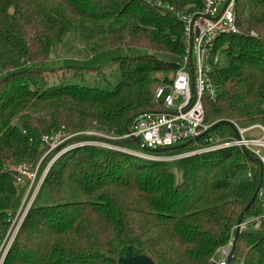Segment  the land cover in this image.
Masks as SVG:
<instances>
[{"label":"trees","instance_id":"obj_1","mask_svg":"<svg viewBox=\"0 0 264 264\" xmlns=\"http://www.w3.org/2000/svg\"><path fill=\"white\" fill-rule=\"evenodd\" d=\"M203 2L0 0V244L29 198L28 174L36 171L39 182L54 154L69 148L46 172L2 264H120L111 256L128 248L155 264H212L241 216L264 215V197L253 200L264 190L254 152L230 146L185 155L209 137L215 144L237 138L230 123L264 126V0H237L240 33L217 41L227 61L214 75L217 98L203 100L206 133L163 152L124 138L135 116L160 108L158 83L173 78L186 53L183 23L169 7L193 14ZM102 29L111 47L144 51L113 59L120 72L113 89L64 76L57 83L51 70L34 66L70 32L91 38ZM56 134L68 139L49 152L43 137ZM92 142L182 156L147 160ZM229 264H264V222L240 232Z\"/></svg>","mask_w":264,"mask_h":264},{"label":"built area","instance_id":"obj_2","mask_svg":"<svg viewBox=\"0 0 264 264\" xmlns=\"http://www.w3.org/2000/svg\"><path fill=\"white\" fill-rule=\"evenodd\" d=\"M236 2L237 0H204L202 8L193 14H186L174 7H169V10L183 23L186 53L173 78L169 82L161 83L155 90V102L160 105L161 109L146 111L135 116L128 125L125 134L127 138L140 140L147 150L153 151L186 143L211 128L212 125L205 122L206 111L203 100L205 97L214 100L218 95L214 75L222 66V49L225 47H217V41L224 35L240 33L237 26ZM251 35L257 36L254 32H251ZM235 126L240 138L215 144L209 137L206 140L208 144L193 153L236 146L254 152L264 164L261 150L264 149V136L247 137L251 130L261 128L264 131V126L261 124L248 127H240L238 124ZM67 139L68 137L62 134L43 137L44 142L49 146V152ZM47 171L46 169L41 181L37 184L34 195L29 200L21 216L19 227ZM28 178L33 183L36 171L28 174ZM258 196L264 197L262 188ZM263 222L264 215L247 218L238 227L240 232L250 226L260 229ZM232 243L233 237L219 250L220 254L222 252V259L219 262L229 254Z\"/></svg>","mask_w":264,"mask_h":264},{"label":"rangeland","instance_id":"obj_3","mask_svg":"<svg viewBox=\"0 0 264 264\" xmlns=\"http://www.w3.org/2000/svg\"><path fill=\"white\" fill-rule=\"evenodd\" d=\"M88 37L89 34L85 36L84 34H82L77 30L70 32L69 34L66 35L61 45H59L56 52L50 57V59L46 63H44L43 65L34 64V66L35 67L42 66L47 70H51L48 73L49 74L48 77L50 78V80L56 81L57 83L63 80L62 78L59 81V79L62 76H64L65 77L64 80L66 83L95 87L100 90H111L120 80L119 67L117 62L113 59L120 55H133L144 52L143 50L131 46H126L119 50L111 47L108 40L106 29L97 30L92 34L91 38ZM226 61H227L226 58L222 54L221 64L223 66L226 65ZM157 77L159 78V82L164 79L163 78L164 76L162 74H158ZM155 108L159 109L157 106H155ZM239 126L248 127V126H242L240 124ZM93 132H95V130H93ZM97 133L102 135V133L100 132ZM97 133L93 135H98ZM262 136H264V131L261 128L251 130L247 135V137H251V138H259ZM124 138L127 137L124 136ZM220 141L221 138L218 139L217 137V142L219 143ZM81 144L84 143L82 142L76 143V145H81ZM92 144L104 148H111V147L117 148L121 151H125L127 153L139 156L142 159L144 158L147 160H162V159L173 160L176 157L177 158L181 157V155L169 156V157L160 156V155H151L148 152L135 150L129 147H120V146L115 147L114 145H110L104 142H92ZM200 147L201 146H198L196 149L192 148L191 150H187L188 152L185 155L201 149ZM67 149L69 148H66V150ZM66 150H63L61 152L64 153ZM261 150H262V155L264 156V149ZM61 152L54 154L53 158L51 159L50 163L47 166V170L50 169L49 167H51L53 162L62 154ZM41 179L42 177L40 178L39 182L41 181ZM37 184L38 182L36 183L31 182L29 184L28 188L31 192L27 202H25L22 208L16 213V215L13 216V218H11L7 236L0 244V264H2L6 249L10 247V244L12 243L13 238L17 233L16 231L19 227L21 216L23 215L24 210L27 208V204L29 200H31V197L34 195ZM251 227L252 226H250V228ZM220 259H222V252L221 254L219 253L216 256V261H219Z\"/></svg>","mask_w":264,"mask_h":264},{"label":"water","instance_id":"obj_4","mask_svg":"<svg viewBox=\"0 0 264 264\" xmlns=\"http://www.w3.org/2000/svg\"><path fill=\"white\" fill-rule=\"evenodd\" d=\"M190 61H191V59H190ZM230 125L234 129V131L236 133V137L240 138V135H239V132H238L236 126L234 124H232V123H230ZM206 132H204V133H206ZM204 133L200 134L199 136H197L194 139L189 140L186 143H183V144H180V145H177V146H174V147H170V148H162V149L153 150V152H163V151H166V150H181V149L185 148L186 146L196 142ZM143 147L146 148L144 145H143ZM261 166H263V165H261ZM260 190H261V186H259L258 189L256 190V192H255V194L253 196V200L257 199ZM241 222H242V216L239 219V222L237 224L236 233H235V236L233 238V243H232V247H231V250H230L229 254L221 262L213 261L212 264H229V262L233 258L234 254H235V251H236V240L238 238V235L240 234V230H239L238 226L241 224ZM111 257L113 259H117L120 262V264H155L153 262V260L151 258H149L147 255H144V254L134 255L130 248H128L126 250L125 254L120 256V257H117V256H111Z\"/></svg>","mask_w":264,"mask_h":264}]
</instances>
